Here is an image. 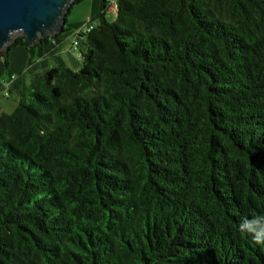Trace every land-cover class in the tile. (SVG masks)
Listing matches in <instances>:
<instances>
[{
	"label": "trees",
	"instance_id": "1",
	"mask_svg": "<svg viewBox=\"0 0 264 264\" xmlns=\"http://www.w3.org/2000/svg\"><path fill=\"white\" fill-rule=\"evenodd\" d=\"M101 2L0 113V264H264V0Z\"/></svg>",
	"mask_w": 264,
	"mask_h": 264
},
{
	"label": "water",
	"instance_id": "2",
	"mask_svg": "<svg viewBox=\"0 0 264 264\" xmlns=\"http://www.w3.org/2000/svg\"><path fill=\"white\" fill-rule=\"evenodd\" d=\"M78 0H0V54L17 38L34 47L64 33L67 16Z\"/></svg>",
	"mask_w": 264,
	"mask_h": 264
},
{
	"label": "crops",
	"instance_id": "3",
	"mask_svg": "<svg viewBox=\"0 0 264 264\" xmlns=\"http://www.w3.org/2000/svg\"><path fill=\"white\" fill-rule=\"evenodd\" d=\"M108 2L110 9H113L112 7L115 6V9L117 8V0H108ZM85 3H89V15L86 21L70 22L73 7L67 24V28L71 29V32L63 33L59 42L52 40L48 45H45L44 57L38 59L30 68H28L30 53L22 46L15 47L9 52L7 56L10 63L9 70L5 67V57L0 58V93H5V97L7 98L15 96L19 103L23 82L30 83V80L27 78L28 74L42 73L58 65H64L76 71V54L71 50L73 35L84 29L100 13L102 7L101 0H83L80 4ZM0 113H4L3 107H0Z\"/></svg>",
	"mask_w": 264,
	"mask_h": 264
},
{
	"label": "rangeland",
	"instance_id": "4",
	"mask_svg": "<svg viewBox=\"0 0 264 264\" xmlns=\"http://www.w3.org/2000/svg\"><path fill=\"white\" fill-rule=\"evenodd\" d=\"M115 7H112L113 9H110L107 14V19L110 23H114L117 19V8L115 9ZM88 15H89V3L75 5L70 15V22L76 23V22L86 21ZM81 66H82L81 61L79 60L78 54L76 52V70H79ZM31 76H32L31 74H28L27 78L30 80ZM17 106H18V102L15 96L7 98L5 97V93H0V107H3L4 113L6 114L14 113Z\"/></svg>",
	"mask_w": 264,
	"mask_h": 264
},
{
	"label": "built area",
	"instance_id": "5",
	"mask_svg": "<svg viewBox=\"0 0 264 264\" xmlns=\"http://www.w3.org/2000/svg\"><path fill=\"white\" fill-rule=\"evenodd\" d=\"M95 26L94 25H91V26H86L84 29L76 32L74 35H73V42H72V46H71V50L76 54H78V58L79 60L82 62L83 60V57H82V53H81V49H80V44H81V41L83 39H85L86 35L93 30ZM7 96H8V93H7Z\"/></svg>",
	"mask_w": 264,
	"mask_h": 264
},
{
	"label": "clouds",
	"instance_id": "6",
	"mask_svg": "<svg viewBox=\"0 0 264 264\" xmlns=\"http://www.w3.org/2000/svg\"><path fill=\"white\" fill-rule=\"evenodd\" d=\"M253 239L257 243H264V232H257L254 236Z\"/></svg>",
	"mask_w": 264,
	"mask_h": 264
}]
</instances>
